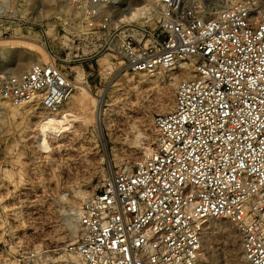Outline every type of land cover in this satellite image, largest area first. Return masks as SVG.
Returning a JSON list of instances; mask_svg holds the SVG:
<instances>
[{"label": "built area", "instance_id": "1", "mask_svg": "<svg viewBox=\"0 0 264 264\" xmlns=\"http://www.w3.org/2000/svg\"><path fill=\"white\" fill-rule=\"evenodd\" d=\"M82 32L128 72L182 65L148 154L112 173L77 213L72 241L9 252L0 264H197L206 219L239 234L245 264H264V0H154L153 26L112 23L117 0H61ZM76 89L48 61L0 72V102L53 109Z\"/></svg>", "mask_w": 264, "mask_h": 264}, {"label": "rangeland", "instance_id": "2", "mask_svg": "<svg viewBox=\"0 0 264 264\" xmlns=\"http://www.w3.org/2000/svg\"><path fill=\"white\" fill-rule=\"evenodd\" d=\"M152 1L120 0L112 20L120 10ZM210 1L214 11L236 0ZM74 10L61 0H0V72L26 71L31 54L45 59L32 39L56 57L76 85L73 98L50 110L33 102L12 115L0 105V241L9 252L72 241L78 228L66 213L112 172L131 168L148 154L152 120L168 92L172 105L173 76L157 68L126 71L127 79L116 53L98 49V35L91 40L82 32ZM147 16L130 23L151 28L154 9ZM98 108L113 109L102 137ZM210 221L227 230H208L202 250L207 259L197 264H245L235 225Z\"/></svg>", "mask_w": 264, "mask_h": 264}, {"label": "bare ground", "instance_id": "3", "mask_svg": "<svg viewBox=\"0 0 264 264\" xmlns=\"http://www.w3.org/2000/svg\"><path fill=\"white\" fill-rule=\"evenodd\" d=\"M119 1L120 0H117V3L111 8L113 9L114 7H117L118 4H119ZM71 7V6H70ZM72 8V7H71ZM151 9H156V4L154 2V0L150 3H138L136 4V6H133V7H129L128 9H123V10H120L116 15H114V18L112 20V23L114 26H118L120 23L122 22H126V23H130V22H138L140 21L141 19H148L150 16H147L148 13H150V10ZM76 11V10H74ZM77 12V11H76ZM142 21V20H141ZM31 41V45L33 46H38V48L40 49V51L43 52V54L45 53V59L40 62L41 60L39 59H36V57L31 54L29 55L28 57V60L31 61V65L33 64H36V63H44L46 58H48V51L45 50L44 48H42L41 46H39L37 44L36 41L32 40V39H28V41ZM33 46V47H34ZM4 50L5 53H10L11 52V49L10 50H6V48L2 49ZM121 62V61H120ZM19 65V64H18ZM57 65L58 67L64 72V74H66L67 76H69L64 70L63 68L61 67L59 61H57ZM17 68H20L21 66H16ZM158 69L160 70H163L164 73H167L168 75H171L173 76V82H172V85L173 87L176 86L178 80L184 76H187L189 74V71L188 69H186V67H183L182 65H174V66H171V67H159ZM122 73H123V76L126 77L127 79H131L130 78V75L128 73H126V71H123L122 70ZM139 74V73H138ZM180 75H183L182 77H180ZM175 90V89H174ZM170 93L168 92V94L166 95L161 107H160V111L164 112L166 110H169L170 109ZM71 97L73 98L74 95H71ZM98 101H100V103L103 102L102 99H98ZM64 103V101L62 102ZM62 103H60L59 106L62 105ZM0 105L2 107H7V109L9 110V112L12 114V115H15L18 112V110L20 108H25L26 106H29L31 105V102H25V103H21L19 105H14V104H11L9 103L8 101H1L0 102ZM33 105V104H32ZM6 109V108H5ZM25 111V110H24ZM112 111L113 109H102V108H98L97 110V113H96V125H97V128H98V133L100 134V136L102 137V133H101V128H102V124H106L108 123V121L110 120V116L112 115ZM144 149V148H143ZM113 173V172H112ZM106 180V179H105ZM83 194V193H82ZM85 194V193H84ZM77 196H79V194H77ZM86 196H83L82 195V198L84 199ZM89 199V196L87 198H85L83 200V202H81L79 204V206L75 209L74 206L71 207L69 209V211L66 213L68 214L69 216L71 217H74L75 218V221H76V225H77V228H78V232H79V227H78V222H77V213L79 212V210L81 209L82 205L85 203V201H87ZM218 219V218H216ZM209 220L211 219H206L203 223V226H202V232H201V242H202V248H201V251H200V254H199V259H207L206 257H204V253H202V250L204 248V246H206V241L208 239V236L210 237L211 233H209V229H214V228H224L223 230H227L224 226H221L219 223H214V221H210V222H213L212 224H208L206 222H208ZM215 230V229H214ZM219 230V229H218ZM220 231V230H219ZM222 231V230H221ZM77 232V234H78ZM208 233L210 235H208ZM226 233V232H224ZM228 234V233H227ZM37 246V245H36Z\"/></svg>", "mask_w": 264, "mask_h": 264}]
</instances>
